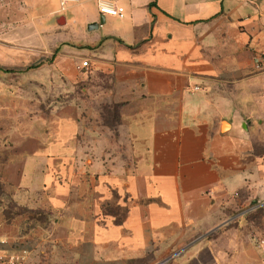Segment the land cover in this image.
Here are the masks:
<instances>
[{
	"label": "crops",
	"instance_id": "1",
	"mask_svg": "<svg viewBox=\"0 0 264 264\" xmlns=\"http://www.w3.org/2000/svg\"><path fill=\"white\" fill-rule=\"evenodd\" d=\"M0 179L21 264H264V0H0Z\"/></svg>",
	"mask_w": 264,
	"mask_h": 264
},
{
	"label": "built area",
	"instance_id": "2",
	"mask_svg": "<svg viewBox=\"0 0 264 264\" xmlns=\"http://www.w3.org/2000/svg\"><path fill=\"white\" fill-rule=\"evenodd\" d=\"M71 0H61V4L64 5L66 2ZM99 12L101 14H107L112 16H122L123 15V8L118 6H112L111 4L105 2H98ZM81 69H86L88 67V61L83 60L79 66ZM194 89H197L195 87ZM256 244L259 249L264 251V240L255 238ZM22 259L19 255L11 254L9 256H5L4 254H0V263L4 264H21Z\"/></svg>",
	"mask_w": 264,
	"mask_h": 264
},
{
	"label": "trees",
	"instance_id": "3",
	"mask_svg": "<svg viewBox=\"0 0 264 264\" xmlns=\"http://www.w3.org/2000/svg\"><path fill=\"white\" fill-rule=\"evenodd\" d=\"M8 194H10V193H8V191H7V189H6V187H5V185H4V183L1 181V179H0V205L2 206V207H4L5 209H4V214H5V216H6V214H7V216L10 214V215H12L13 213H12V208H14L15 206H11V204H9L4 198H6L7 197V195ZM2 195H4L5 197H1ZM8 209V210H7ZM19 211H21V210H19ZM106 211L107 212H109V213H113L114 215H115V221L116 222H120L121 220H122V217L124 216V214L122 213V212H117L116 211V208H113L112 206H110V207H108L107 209H106ZM12 213V214H11ZM20 215H22V217H26V218H32V217H36V216H34V215H36V212H33V211H27V210H22V212H21V214ZM37 218V217H36Z\"/></svg>",
	"mask_w": 264,
	"mask_h": 264
},
{
	"label": "rangeland",
	"instance_id": "4",
	"mask_svg": "<svg viewBox=\"0 0 264 264\" xmlns=\"http://www.w3.org/2000/svg\"><path fill=\"white\" fill-rule=\"evenodd\" d=\"M28 6H26L27 9ZM61 40L65 43H67L69 40L66 38L65 33L60 34ZM70 43V42H69Z\"/></svg>",
	"mask_w": 264,
	"mask_h": 264
},
{
	"label": "water",
	"instance_id": "5",
	"mask_svg": "<svg viewBox=\"0 0 264 264\" xmlns=\"http://www.w3.org/2000/svg\"><path fill=\"white\" fill-rule=\"evenodd\" d=\"M102 20H100V22H101ZM97 27V24L96 23H93V24H90L89 26H88V29H92V28H96Z\"/></svg>",
	"mask_w": 264,
	"mask_h": 264
}]
</instances>
